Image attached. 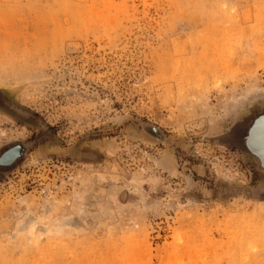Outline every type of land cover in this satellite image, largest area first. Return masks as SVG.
I'll return each mask as SVG.
<instances>
[{
    "label": "rangeland",
    "instance_id": "obj_1",
    "mask_svg": "<svg viewBox=\"0 0 264 264\" xmlns=\"http://www.w3.org/2000/svg\"><path fill=\"white\" fill-rule=\"evenodd\" d=\"M25 262L264 264V0H0V264Z\"/></svg>",
    "mask_w": 264,
    "mask_h": 264
},
{
    "label": "bare ground",
    "instance_id": "obj_2",
    "mask_svg": "<svg viewBox=\"0 0 264 264\" xmlns=\"http://www.w3.org/2000/svg\"><path fill=\"white\" fill-rule=\"evenodd\" d=\"M55 246L57 247V244H54V243H53V244L51 245V247L49 248V251H51V249H52L53 247L56 248ZM67 246H68V245H67ZM69 248H70V247H69ZM4 260H5V259H4ZM23 262H24V261H23ZM27 263H28V262H27ZM29 263H30V262H29ZM25 264H26V262H25Z\"/></svg>",
    "mask_w": 264,
    "mask_h": 264
}]
</instances>
